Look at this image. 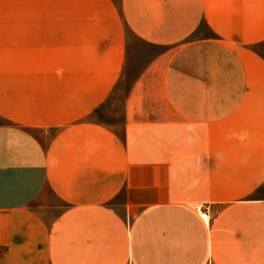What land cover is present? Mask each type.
Segmentation results:
<instances>
[{
  "label": "crops",
  "instance_id": "0c3cea01",
  "mask_svg": "<svg viewBox=\"0 0 264 264\" xmlns=\"http://www.w3.org/2000/svg\"><path fill=\"white\" fill-rule=\"evenodd\" d=\"M0 118V264H264V0H0Z\"/></svg>",
  "mask_w": 264,
  "mask_h": 264
},
{
  "label": "rangeland",
  "instance_id": "374dc122",
  "mask_svg": "<svg viewBox=\"0 0 264 264\" xmlns=\"http://www.w3.org/2000/svg\"><path fill=\"white\" fill-rule=\"evenodd\" d=\"M118 2L119 0H115ZM129 64L126 72L118 83L115 93L112 95L110 100L92 117L93 120L110 126L116 132H122V104L129 88L131 87L134 78L137 76L141 68L144 66L148 58L160 51L158 48L147 46L136 40L130 35L129 39ZM2 122L0 118V123Z\"/></svg>",
  "mask_w": 264,
  "mask_h": 264
},
{
  "label": "built area",
  "instance_id": "2783aa9c",
  "mask_svg": "<svg viewBox=\"0 0 264 264\" xmlns=\"http://www.w3.org/2000/svg\"><path fill=\"white\" fill-rule=\"evenodd\" d=\"M208 214H209V213H208V209H207V208H204V209H203V212L201 213L202 217H203V218H207V217H208Z\"/></svg>",
  "mask_w": 264,
  "mask_h": 264
}]
</instances>
